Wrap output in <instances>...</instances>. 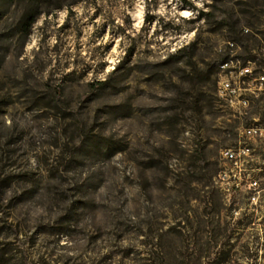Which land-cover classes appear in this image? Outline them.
<instances>
[{
    "label": "rangeland",
    "instance_id": "obj_1",
    "mask_svg": "<svg viewBox=\"0 0 264 264\" xmlns=\"http://www.w3.org/2000/svg\"><path fill=\"white\" fill-rule=\"evenodd\" d=\"M28 6L0 0V264H264V0H77L25 37Z\"/></svg>",
    "mask_w": 264,
    "mask_h": 264
},
{
    "label": "trees",
    "instance_id": "obj_2",
    "mask_svg": "<svg viewBox=\"0 0 264 264\" xmlns=\"http://www.w3.org/2000/svg\"><path fill=\"white\" fill-rule=\"evenodd\" d=\"M5 3H7L9 6L13 5L15 2L19 1V0H1ZM23 1V0H22ZM26 1L29 6L28 9L23 13V16L20 20V27L18 29L17 32H21L26 36H28V34L30 33V30L32 28L33 23L38 19V17L42 14V13H50L51 11L57 9V8H61L63 7L65 4L71 5L72 3L76 2L77 0H73L70 1L69 3H67L65 0H24ZM42 5H45L47 7H42ZM214 13V11H208L205 14L207 15V17H209L210 14ZM3 15V14H2ZM1 15V16H2ZM210 18V17H209ZM238 22L234 23L231 25V23H229V19H227L226 17L221 18L218 22V26L216 27V29H224V28H237L238 26V30L234 31L235 35H232V37L234 39H238L239 38V32L242 33V31L246 28V27H239V20H237ZM251 28L252 27H256V24L254 23H250ZM234 43V41H232ZM198 47V38L192 40L190 43L180 47L179 49H177L173 55H177L182 53L183 51H185L186 49H192L193 54L191 52V54L189 55V58L195 63L197 64V61H194V51L197 49ZM185 58V56H181L179 58V60H183ZM247 59V58H246ZM230 56L229 55H221V57L219 58V63L222 66L225 63H229L230 61ZM103 84H108L109 81L108 80H102L101 81ZM151 264V263H150Z\"/></svg>",
    "mask_w": 264,
    "mask_h": 264
},
{
    "label": "built area",
    "instance_id": "obj_3",
    "mask_svg": "<svg viewBox=\"0 0 264 264\" xmlns=\"http://www.w3.org/2000/svg\"><path fill=\"white\" fill-rule=\"evenodd\" d=\"M260 50L261 52L264 54V38L260 39ZM226 65H228V63L223 64V66L225 67ZM245 67H243L242 72H244ZM264 81V75H259L256 78L253 79L252 81V85H254V87H258L260 88L262 83ZM229 92H235L236 89H228ZM243 102L245 104L248 103L247 99H243ZM244 132L246 135H257V134H263L264 133V127L263 126H259V125H252V126H248L244 128ZM247 147L245 145L239 144L236 146H232V147H227L224 150V155L226 157V159L234 162V164L238 165L244 158H245V154L248 152L247 151ZM250 186L253 188H257L259 186V181L257 179H252L250 182Z\"/></svg>",
    "mask_w": 264,
    "mask_h": 264
}]
</instances>
